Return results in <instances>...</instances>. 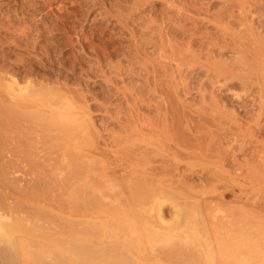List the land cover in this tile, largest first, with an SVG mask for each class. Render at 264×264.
Wrapping results in <instances>:
<instances>
[{"label": "rangeland", "instance_id": "374dc122", "mask_svg": "<svg viewBox=\"0 0 264 264\" xmlns=\"http://www.w3.org/2000/svg\"><path fill=\"white\" fill-rule=\"evenodd\" d=\"M0 95L38 97L29 110L38 120L51 118L53 110L63 114L53 122L80 124L84 132L65 137L60 123L45 126L49 132L40 125L30 135L28 155L38 175L51 177L53 194L35 203L19 194L9 199L12 215L3 222L36 231L16 233L25 249L4 245L0 264H59L57 255L70 251L72 232L94 223L68 214L59 186L73 155L105 171L119 164L126 173L162 175L181 185L165 187L181 197L177 201L160 193L161 209H140L147 234L169 231L167 221L174 224L182 215L184 249L203 255L194 234L214 249L209 262L185 259L188 264L218 258L214 230L221 223H227V264H264V0H0ZM194 126L215 144L220 162L188 157ZM159 130L172 135L163 145ZM118 170L103 173L99 199L103 210L123 219L124 211H134L123 205L130 202L126 185L133 180ZM210 172H225L227 179L213 187L206 179ZM193 204L196 216H187ZM33 210L32 221L27 213ZM136 221L133 215L123 224L135 230ZM145 235L137 229L129 236ZM148 241L138 264H167L157 260L164 242Z\"/></svg>", "mask_w": 264, "mask_h": 264}, {"label": "bare ground", "instance_id": "6f19581e", "mask_svg": "<svg viewBox=\"0 0 264 264\" xmlns=\"http://www.w3.org/2000/svg\"><path fill=\"white\" fill-rule=\"evenodd\" d=\"M229 78L230 77L227 76L226 79ZM38 101V97H34V99H27L25 96L16 95L11 97L10 99H5L2 95H0V189L2 193V196L0 197V256L4 255V245L9 244L11 246L14 245L15 247H17V249L18 247L25 249L26 246L18 242V240L16 239V233L22 232L26 235H32L34 233V230L36 231V229L33 230L32 227L27 228L23 226V224H20L18 222L15 224L3 222L4 220H7L10 215H12V211L10 209L12 206L9 202V199L15 194H19L24 195V198L32 203H35L39 202V198H48V196L50 197L53 194L51 177L47 178L38 175L37 172L39 166L35 159L28 155L29 143L32 141L30 135L33 134L35 129L40 125L41 128L43 126V130L45 128L46 130L48 129L47 132H49L51 128L53 129V125H57L60 123L62 125L60 126V128L62 130L64 129V132H62L63 136L66 135L70 138L72 136L78 137L81 134L84 135L83 129L81 128L80 124H65L62 121L53 122V119H59L61 118L60 115H63H55L52 113L53 110L48 111L49 113H51V118L43 116V120H41L42 118L38 120V117L29 111L36 109L35 104ZM63 123L65 125H63ZM175 123L178 124L177 121ZM51 125L52 127L50 129L46 128L50 127ZM178 127L179 124L176 125V128ZM191 130L196 134V139L195 143H192L191 145L194 146V149H192L188 153V157L190 159H195L201 162L207 161L209 163L216 164L224 158L220 155L215 156L213 149V146L215 144H213L212 140H210L209 137L201 132L200 126H194L193 128H191ZM159 131L160 136L162 135V139L159 141V143L160 145H163L164 142L168 141V139L172 137V135H166L164 130ZM47 132L45 133L47 134ZM46 134L43 135L45 136ZM48 137L50 138V135ZM154 143H157V140L151 139V144ZM197 150H200V152H198ZM180 152L181 151H179V154ZM5 155L7 156L8 160H6L7 158L5 159ZM73 156L72 161L64 169L65 173L59 186L60 188H63V190L67 194L65 205L67 206L68 214L72 218L87 219L90 221H94V223H89L82 230L78 229L72 232L71 239L69 241L70 251L68 253H60L57 255L59 264H138L140 260L143 259L141 250L144 249L142 248V245L145 242L146 238L149 240L148 242L151 246H154L157 242H164V244L167 246L163 248V250H161L159 254H157V260H159V263L177 264V262L180 261L181 263L178 264H182V261L184 260L183 264H188L187 262L189 261L195 263V261H199L202 259H205L208 262L210 261L212 253H214V249H210L207 242L202 241L201 238L198 237V234H194L192 240L194 239V241L198 242L202 247L203 255L202 253L200 255L198 252L195 254H190L189 251H186L184 249V244L181 241L184 235L182 231L179 232L180 227L182 226V221H180L182 220V212L181 214H178L181 215V218L180 220L176 219V223L172 224L171 222V224L169 223V225L167 221V224L165 225L169 226V231L155 233L150 232V234H147L145 232L147 230L145 228L147 225V221L145 219V216L143 215L144 213H142V210L140 208L143 206H150L159 207V209H161L163 203L159 202L158 194L160 193H165L166 195L177 201V199L181 197L175 194L168 193L165 187L169 186L171 188H177L181 187V185L175 182L169 183L164 179L162 175L149 174V176H144L142 173L140 176H137L135 172L126 173V167H123V165L119 164H113V166L105 171L102 166H95L93 163L83 160L78 155ZM16 161H19V163L16 164ZM141 161L145 162L146 164H150L153 162V158H142ZM118 168H121V171L125 172V174H120L122 178L132 179L133 182L140 183L139 186H133L135 184L131 181L133 185H126L131 199L130 202L123 203V205L127 204L129 206H133L134 211L133 213H126V211H124L122 213L124 220L117 218L118 215L112 214L110 210H103L99 199V193L103 189L102 178L105 174H107V172L119 174L120 171L118 170ZM191 171L193 174H197L194 170ZM13 175L15 177H13ZM206 179L213 185V187H215L219 183H224L227 178L225 172H210L207 174ZM15 182L25 184L26 187L19 186L17 188H14L13 184ZM113 191H116V188H113ZM85 192H89L90 195L84 196L83 193ZM207 196V193L204 192L199 197L203 199ZM175 207L179 208V205L176 204ZM191 207H193L194 209L192 208V210L190 208L187 211H184L187 216L193 215L192 217H195L196 214L194 210L196 208V205L193 204L191 205ZM178 211H181L180 208L178 209ZM34 212L35 211L33 210L27 213L28 219L32 221L35 219L36 215ZM133 215L137 217L136 223H138L139 225V227L135 230H142L144 234H146L145 236L134 238L129 236L133 234V231L135 232V230L131 228V225L129 226L128 224H125L132 223ZM163 216H161V218L164 222L165 217L163 219ZM103 219L107 220L103 224H101ZM67 224L71 227V229L75 226V223L73 221H68ZM94 230L96 231L95 233ZM214 231L218 245V258L213 256L212 264H227V223H221ZM51 232L53 233V231ZM61 232L62 231H60V233ZM63 238H67V236ZM46 240L47 239H45V241ZM58 244L61 243L58 242ZM91 247H93L94 249L92 250ZM185 259H188L189 261H185Z\"/></svg>", "mask_w": 264, "mask_h": 264}]
</instances>
